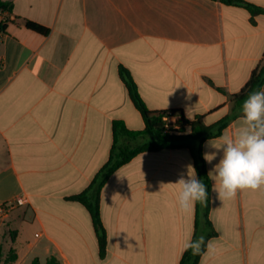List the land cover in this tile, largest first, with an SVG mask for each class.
Instances as JSON below:
<instances>
[{"label": "crops", "instance_id": "1", "mask_svg": "<svg viewBox=\"0 0 264 264\" xmlns=\"http://www.w3.org/2000/svg\"><path fill=\"white\" fill-rule=\"evenodd\" d=\"M1 1L12 12L0 10V206L25 199L0 218L12 240L8 251L0 244L4 258L14 247L12 264H181L189 236H203L199 264H264V189L221 201L210 179L207 216V202L179 209L174 182L188 165L198 175L188 147L140 153L110 177L103 258L90 212L70 200L109 161L116 122L146 129L123 70L148 110L207 126L237 113L222 135L234 132L235 96L264 66V14L220 0ZM219 137L202 144L203 158ZM151 139L121 134L117 144ZM218 159H204L207 175Z\"/></svg>", "mask_w": 264, "mask_h": 264}, {"label": "trees", "instance_id": "2", "mask_svg": "<svg viewBox=\"0 0 264 264\" xmlns=\"http://www.w3.org/2000/svg\"><path fill=\"white\" fill-rule=\"evenodd\" d=\"M220 1L225 4H235V5L245 6L254 15L264 14V9L257 8L242 0H220ZM0 10L2 11L8 10L12 12V9L9 6V4L1 0H0ZM26 26L28 29L35 31L37 33L44 35L48 34V30L46 28L36 23L28 21L26 23ZM0 28H4V26L0 25ZM122 76L127 84L132 101L134 102L135 106L141 112L144 118V121L146 123V129L140 132H130L125 128V126L121 122H116L114 126L116 141L112 149L109 161L97 174L92 184L84 193H82L79 196L70 198L71 201L81 202L90 212L99 238L100 255L102 258L105 256V252H106L107 236L101 220L100 203H101L102 190L106 185V183L108 182V180L110 179V177L118 169L129 163L131 159H133L140 153L154 152L163 149L188 147L190 148L191 154L194 158L195 168L197 170L198 176L208 187V196H209L211 183H210V178L208 177L205 169V162L201 151L202 144L209 139H213L221 136L222 132L224 131V129L227 128L229 123L237 117V113H234L230 116H226L221 121H219L218 123L212 126H207L203 122L202 118H198L196 121L190 123L182 116L181 117L182 124H189L191 127V133L183 134V135L167 134L164 132L163 117L173 112L157 113L148 110L145 103L138 94L137 87L134 81L132 80L130 74L127 71L123 70ZM263 86H264V66L260 68L258 71L253 73L250 81L247 83L242 93L238 96H235L236 110L241 109L243 100L247 97V95L250 92L260 89ZM121 134H124L129 138L150 136L152 139L151 141H148L137 148L121 147L117 144V138ZM208 210H209V200L205 208L206 216L208 214ZM209 227L210 228L212 227L210 223H209ZM197 237L198 236H196L195 238ZM205 249H206V241H205V246L202 247L198 255H193L190 250L186 251L181 264H199L201 256L205 252ZM17 260H18V253L14 247H12L9 250L6 258H4L3 248L0 247V264H12ZM33 264H41V263L38 259H35ZM47 264H57V263L55 260L50 259L47 262Z\"/></svg>", "mask_w": 264, "mask_h": 264}, {"label": "clouds", "instance_id": "3", "mask_svg": "<svg viewBox=\"0 0 264 264\" xmlns=\"http://www.w3.org/2000/svg\"><path fill=\"white\" fill-rule=\"evenodd\" d=\"M240 112L236 130L220 136L218 143L208 141V146L215 151L204 154L209 164L219 156L208 177L213 181L212 190L221 201L234 199L244 190L264 189V88L250 92L243 100ZM174 183L180 188L177 203L182 212H192L196 203L206 204L208 187L191 165L187 166V174L181 173ZM211 243L208 242L209 248ZM204 246L203 236L195 239L189 236L184 250L198 255Z\"/></svg>", "mask_w": 264, "mask_h": 264}, {"label": "built area", "instance_id": "4", "mask_svg": "<svg viewBox=\"0 0 264 264\" xmlns=\"http://www.w3.org/2000/svg\"><path fill=\"white\" fill-rule=\"evenodd\" d=\"M164 132L171 135H183L186 133L189 124H182V118L176 114L170 113L163 117ZM25 199L18 198L14 202H8L0 206V218L8 214L14 206L24 205Z\"/></svg>", "mask_w": 264, "mask_h": 264}, {"label": "rangeland", "instance_id": "5", "mask_svg": "<svg viewBox=\"0 0 264 264\" xmlns=\"http://www.w3.org/2000/svg\"><path fill=\"white\" fill-rule=\"evenodd\" d=\"M4 230H5V228L4 229H2V232L0 233V244L2 243L3 245H4V249L6 250V251H8V249H9V246L12 244V240L10 239V238H4ZM3 253H4V250H3Z\"/></svg>", "mask_w": 264, "mask_h": 264}]
</instances>
